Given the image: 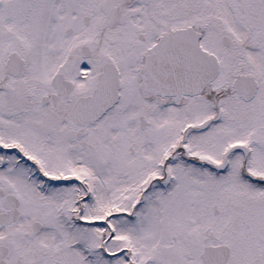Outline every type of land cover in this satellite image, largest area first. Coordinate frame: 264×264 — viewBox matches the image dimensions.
<instances>
[{"label":"snow or ice","instance_id":"1","mask_svg":"<svg viewBox=\"0 0 264 264\" xmlns=\"http://www.w3.org/2000/svg\"><path fill=\"white\" fill-rule=\"evenodd\" d=\"M0 264H264V0H0Z\"/></svg>","mask_w":264,"mask_h":264}]
</instances>
